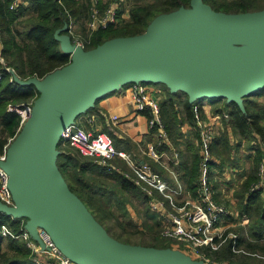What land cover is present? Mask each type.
<instances>
[{
    "label": "water",
    "instance_id": "obj_1",
    "mask_svg": "<svg viewBox=\"0 0 264 264\" xmlns=\"http://www.w3.org/2000/svg\"><path fill=\"white\" fill-rule=\"evenodd\" d=\"M55 36L70 61L42 78L14 77L33 85L38 95L0 161L15 202L0 201V212L25 218L36 240L42 227L78 264H208L109 235L69 189L55 147L64 129L95 100L130 83L159 82L186 93L190 102L225 98L243 108V97L264 86V8L224 12L190 0L187 7L156 15L142 33L112 37L90 49L67 34Z\"/></svg>",
    "mask_w": 264,
    "mask_h": 264
},
{
    "label": "trees",
    "instance_id": "obj_2",
    "mask_svg": "<svg viewBox=\"0 0 264 264\" xmlns=\"http://www.w3.org/2000/svg\"><path fill=\"white\" fill-rule=\"evenodd\" d=\"M27 1L26 5L22 3L11 9L9 0H0V56L3 58V61H0V71L2 72L0 80V153L3 151L8 139L16 135L20 126V115L14 110H8V104H20L38 95V91L33 85H21L9 81V73L5 67L11 66L17 75L27 79L34 76L42 78L49 72L67 64L71 59L70 54L62 49L61 42L56 38L55 33L58 32L61 35L67 32L64 24L71 21L77 24L82 19H86L89 8L94 3L92 0ZM189 2L190 0H130L127 17H121L124 9L123 7L118 8V17L121 18L119 23L107 29H97L90 37L85 36L83 38L84 48H93L112 37L142 33L156 15L170 12L180 6L187 7ZM203 2L214 10L224 12H246L264 8V0H203ZM97 6L103 7L104 5ZM157 84L164 86H161L164 89V97L159 101L164 128L173 146L181 152L180 166L186 181L193 189L194 181L198 178L200 160L199 148L194 145L193 139L198 134L192 131V138L186 137L182 142L179 138L183 137L184 134L181 132L180 126L184 122L193 123V105L198 101L200 106L201 99L204 98L190 102L186 93L180 90L171 91L163 83ZM181 94L185 98H181ZM260 95H264V86L253 95L243 97V108L234 101H226L225 98L208 99L213 102L223 101L222 107L228 112V120L236 133L251 137V133L256 132L264 142V101L259 102L254 99ZM99 99L95 100L94 104L86 110L87 113L97 111L100 116L102 130L112 136L116 148L126 149L127 140L129 139L117 136L115 127L107 121L105 115L97 108ZM200 109H202L201 106ZM146 116L148 117V113H146ZM151 132L154 133L155 128H152ZM217 140L223 145V150L216 152L220 155L228 150L230 145L224 132L217 136L215 144H218ZM183 143L184 147L181 150V144ZM215 144L211 143V151L214 148L216 149ZM154 146L158 150L163 149L171 153L169 147L165 143H158L157 139L154 140ZM69 148L72 147H63L60 139L55 147V162L69 189L83 201L89 211L92 212V208L95 207L93 203L97 201L95 198L97 188L94 187L93 175L110 174L111 177L116 179L120 188L125 190L135 189L134 183L122 173L107 171L106 168L91 160L82 161L78 159L80 157L70 153ZM74 150L78 152L77 149L74 148ZM77 155L80 156L79 153ZM186 155L189 159L186 158ZM261 157V149L257 146L253 158V169L250 170L245 181L237 189L236 195L240 202V213H246L247 215H253L254 213L255 216L260 213V218L263 221L264 202L258 192H249L250 184L257 178L258 164ZM142 197V200L146 201V197L143 195ZM97 207L99 208V206ZM95 219L97 220L96 217ZM262 221L259 225L255 226L254 224L250 228V235L254 237V242L246 240L244 236L237 238L236 242L253 252L259 251L264 254V243L259 242L260 238L264 236V221ZM2 226L8 229L6 249L4 250L1 246ZM20 231L21 218L0 213V264H35L30 256V250L20 237ZM150 246L164 247L162 244L156 243L150 244ZM215 255L219 258H228L231 261L238 262V264H248V261L244 258L237 260L235 253L231 251L230 242L224 245L220 251L215 252Z\"/></svg>",
    "mask_w": 264,
    "mask_h": 264
},
{
    "label": "built area",
    "instance_id": "obj_3",
    "mask_svg": "<svg viewBox=\"0 0 264 264\" xmlns=\"http://www.w3.org/2000/svg\"><path fill=\"white\" fill-rule=\"evenodd\" d=\"M27 0H9V7L16 8L19 4ZM118 19V6L110 4L98 7L93 3L87 20V29L97 30L106 28ZM73 43L84 47V39L79 32L72 29L68 30ZM3 58L0 56V61ZM9 73L10 81L15 82L16 73L13 68L5 67ZM2 72L0 71V80ZM16 83V82H15ZM131 98L135 108L138 111L148 113L147 124L150 128H155L158 143H165L168 140L167 132L160 114L159 102L148 95L147 87L142 82L130 83ZM34 98L20 104H9L8 110H14L20 115V128L26 121L31 112ZM194 118L199 124V155L200 162L198 166V178L195 186V199L180 198L183 193V186L180 182L175 183V187L170 186L161 176V174L152 169L148 164L138 163L129 153L117 150L114 147L112 137L104 130L96 127L97 123L94 114H84L78 117L73 123L69 124L61 135L62 143H68L76 146L83 154L96 155L104 158H110L118 155L129 161L134 172V181L137 185L142 186L148 195V201L153 209L163 212V218L171 221V227L164 232L169 236H176L182 240L191 243L193 249L201 246H208L211 250L218 249L228 239H232L231 249L233 251H244L236 246L234 232L226 233V229L218 227L216 223L222 222L224 217H229L231 213L224 205H219L213 199L214 190L210 179L211 163L213 155L211 143L214 139V126L209 121L201 120L199 107H193ZM228 117L227 113H223ZM117 115L112 116L116 121ZM87 124L85 127L84 123ZM17 134V133H16ZM14 137L8 139L3 151L0 153V161L6 158V149ZM148 154L158 158L159 154L151 146ZM174 156L178 157L177 151ZM249 192H258L264 198V157L259 163L257 178L249 186ZM155 193L160 194L163 198H156ZM0 201L7 206H15L11 191L8 187V174L0 164ZM4 214L3 212H0ZM25 218H21L20 237L26 247L30 250V256L35 264H78L55 245L48 232L42 227H37L39 240L34 239L27 228H25ZM227 224V223H226ZM8 229L5 226L1 228V234L6 235ZM254 254V253H253ZM198 260L208 264H227L210 260L203 254H195Z\"/></svg>",
    "mask_w": 264,
    "mask_h": 264
},
{
    "label": "rangeland",
    "instance_id": "obj_4",
    "mask_svg": "<svg viewBox=\"0 0 264 264\" xmlns=\"http://www.w3.org/2000/svg\"><path fill=\"white\" fill-rule=\"evenodd\" d=\"M102 1H104L103 5H106V6L115 3L119 9L120 7H123L124 14H122L121 17H124V18L127 17L126 15L128 11V6L130 4V0H100L99 3L98 2H94V3L96 5H100ZM27 3L28 1L23 4L26 5ZM91 7L92 5L89 8V14L91 11ZM89 14H88V17H89ZM88 17L82 20L79 19L81 20L79 21L80 24L79 23L76 24L74 23V21L64 24V27L66 26L65 29L67 32L62 33L61 35L68 34L69 33L68 30L72 29L74 31L79 32L81 35V38H85V36L90 37L93 34L94 30L92 31V30L87 29L86 24H87ZM120 19L121 18L118 17V19L113 24H110L109 26L103 29H107L112 25L113 26L116 25V23H119ZM8 67L12 68L11 66H8ZM10 76L12 75H9V81H10ZM16 76L18 77L19 80H25L24 78H21L17 74ZM181 98H185V96L181 94ZM254 99H260L258 101L263 102L264 96L262 98L255 97ZM9 104H12V103H9ZM223 113L228 114V112L226 111ZM84 114L86 115V113ZM84 125L85 127H87V124L84 123ZM98 126L99 124L96 125V127ZM236 137L238 138V136ZM239 139L241 138L239 137L238 140ZM262 143L264 144L263 141ZM262 143L260 144V141L258 140L255 141V144L258 147H260L262 155H263L264 145ZM62 146L72 147L71 149L69 148L68 150H70V153L74 154L76 157H80L78 159L82 161L91 160L93 162H96L99 165H101V167L106 168L107 171H118V173L119 172L122 173L125 177H127L134 183L135 189L125 190L119 187V185L116 182V179L114 177H111L110 174L93 175L94 177L93 183L95 185L94 187L97 188V192L95 196L97 201L93 203L95 207L93 206L94 208H92V212L91 211L90 212L92 213V215L94 214L93 216H95L97 220H99L98 222L106 229L109 235H111L112 237H114L115 239L119 241L130 243V244H139V245H146V246H150V244H155V243L162 244L164 246L163 248H167L173 252L184 253L192 257L193 259L197 258L195 257L196 256L195 254L200 253L208 257L210 260L226 262L227 264H238V262L236 263L234 261H231L228 258H223V257L219 258L215 255V252L220 251L222 247L226 245L228 242H230L232 245L233 240L231 238L225 241L223 244H221V246H219L218 249L211 250L208 246H201L198 249H193L189 241L182 240L176 236L167 235L164 231L167 230L169 227H171V221L163 218V215L161 214H164V213L156 209H153L152 205H150L148 201V195L145 192L146 190H144L142 186L137 185L134 181V172H133V169L131 168L129 161H127L126 159L118 155H114L110 158H104V157H100L96 155H86V154H83L76 146L68 144V143H62ZM74 148L77 149L78 152L74 150ZM116 149L129 153L134 158V154L128 151V148L126 149L116 148ZM77 153H79L80 156L77 155ZM222 157L224 158L223 155ZM263 157H261L260 161L262 160ZM137 162L140 163L142 161L138 160ZM143 163L148 164L153 169L149 161H145V162L143 161ZM253 164H254V159H251L249 166L252 167ZM69 169L71 170V168ZM142 195L146 197V201L142 200L143 198ZM154 196L156 198H163L158 193H155ZM260 197L262 198V196ZM180 198L195 199L194 197L191 198L187 195H180ZM217 198H219V200ZM213 199L217 201L219 205L226 206L229 212L231 213L229 217H224L222 222L219 221L218 223H216L218 227L225 229L227 225H229V227L226 229V233L234 232L237 235V237L235 238V242L237 238H239L240 236H244L246 240L254 242L255 241L254 237L250 235V228L253 227L254 224L255 226H257L261 223L262 219L260 218V213L258 216L257 214L255 216L254 213L253 215H247L246 213H240L241 207H240V204H239L240 202L238 199H236L234 203H232L231 201L226 202L224 199H222V197H217L215 193L213 195ZM261 200H263L264 202V198H262ZM97 206H99V208ZM226 220L227 222H225ZM6 237H7V234L1 237L2 238L1 246L3 250L6 249ZM157 241H161V242H157ZM259 242L264 243V236L260 238ZM236 246L244 250V251L236 252L231 249V251L235 253L237 260L244 258L248 261V264H264V254H261L259 251L253 252L250 249L244 247V245H240L237 242H236ZM244 256L245 257L248 256V257L245 258Z\"/></svg>",
    "mask_w": 264,
    "mask_h": 264
},
{
    "label": "crops",
    "instance_id": "obj_5",
    "mask_svg": "<svg viewBox=\"0 0 264 264\" xmlns=\"http://www.w3.org/2000/svg\"><path fill=\"white\" fill-rule=\"evenodd\" d=\"M92 2L99 3L100 0H92ZM103 2L104 1H102L99 6H103ZM122 14H124V12ZM142 83L146 85L150 97L155 98L158 102L161 101L164 97V90L161 85L157 84L159 82ZM263 96L264 95H260L257 97L262 98ZM201 100L200 106L202 109H200V106L198 105L200 102L198 101L193 107L195 105L199 107L201 120L203 119L204 121H209L213 124L215 136L212 143L215 144L217 136L224 132L230 145L228 150H225L218 155L216 152L222 151L223 145L217 140L218 144H215L216 149L214 148V152L212 151L213 161L211 163L212 169L210 172V179L212 181L213 190L217 197H222L226 202L231 201L234 203L235 200L238 199V196L236 195L237 189L240 188L241 184L247 178V174L253 169V166L250 167L249 165L250 160L253 159L256 154L257 145L255 144V141L258 140L261 144L262 140L256 132H252L251 137L236 133L228 120L229 116L226 117L223 115V112L226 110L222 107L223 101L219 100L213 102L207 98ZM97 106L100 112L105 115L107 121L115 127L117 136L129 139L127 140L126 146L128 151L134 154L135 160L142 162L149 161L153 169L158 170L162 178L170 186L175 187V183L178 181L183 186L182 195H187L191 198L195 196V181L197 179L194 181V188L192 189L186 181L184 172L180 166L181 152L179 149L173 146L169 138L165 144L169 147L171 153H168L163 149L158 150L155 148L154 140H158L156 131L154 133L151 132L152 128L147 124L146 112L138 111L135 108L131 98L130 84L119 86L113 91L103 95L98 100ZM84 113L87 114V111L83 112L81 116L84 115ZM88 114L95 115L96 123L99 124L98 127L102 129L99 119L100 116L98 115L99 113L97 111H91L88 112ZM113 115H117L118 119L116 121L112 120ZM198 127L199 124L195 118L191 124L188 122L182 123L180 129L184 136L179 138V140L183 142L186 137L192 138L191 132H196L198 135L193 139V142L194 145L199 148ZM236 136L241 139L238 140ZM151 146L159 154L158 158H154L148 154V150ZM183 147L184 143L181 144L180 149L182 150ZM174 151H177L178 157L174 156ZM263 156L264 154L262 157ZM186 158H188L187 155ZM217 199L219 200V198ZM225 222H227V220Z\"/></svg>",
    "mask_w": 264,
    "mask_h": 264
}]
</instances>
